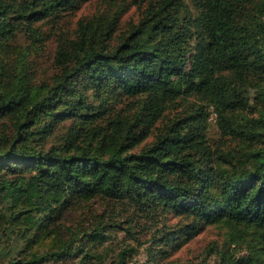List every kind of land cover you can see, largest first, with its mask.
<instances>
[{"label": "trees", "instance_id": "obj_1", "mask_svg": "<svg viewBox=\"0 0 264 264\" xmlns=\"http://www.w3.org/2000/svg\"><path fill=\"white\" fill-rule=\"evenodd\" d=\"M88 1L0 0V264H141L137 216L159 257L214 226L213 264H264V0L62 27Z\"/></svg>", "mask_w": 264, "mask_h": 264}, {"label": "rangeland", "instance_id": "obj_2", "mask_svg": "<svg viewBox=\"0 0 264 264\" xmlns=\"http://www.w3.org/2000/svg\"><path fill=\"white\" fill-rule=\"evenodd\" d=\"M140 0H89L86 2L79 11L71 15H66L64 18V25L62 27H74L75 22L82 16L91 15L99 9H106L113 12L118 7H127V12L123 16V21L135 20L138 16L136 3ZM53 48V42H49L47 48L43 51L40 57L41 62L48 60V56ZM210 135L216 133L215 128L211 125L209 127ZM106 205L99 200H93L89 204V210H103ZM75 220H78V212L73 215ZM174 224L173 220L168 222ZM145 224H148L141 216L135 219V229L139 238L140 247L137 250L136 261L141 264H213L215 262V253L218 248L223 244L224 230L219 227H206L204 230L193 236L191 239L186 240L180 249L171 252L167 250L161 257L157 251L152 248L149 242V233L145 231ZM121 244H128L136 247V243L126 238L123 234H117V238L112 243V246L119 248ZM137 248V247H136ZM158 256V257H157Z\"/></svg>", "mask_w": 264, "mask_h": 264}]
</instances>
